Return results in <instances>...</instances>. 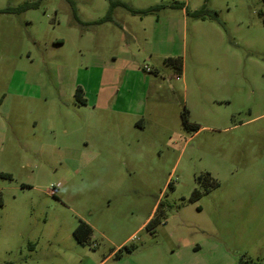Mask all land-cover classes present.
<instances>
[{
  "label": "rangeland",
  "instance_id": "rangeland-1",
  "mask_svg": "<svg viewBox=\"0 0 264 264\" xmlns=\"http://www.w3.org/2000/svg\"><path fill=\"white\" fill-rule=\"evenodd\" d=\"M101 261L264 264V0H0V264Z\"/></svg>",
  "mask_w": 264,
  "mask_h": 264
},
{
  "label": "trees",
  "instance_id": "trees-1",
  "mask_svg": "<svg viewBox=\"0 0 264 264\" xmlns=\"http://www.w3.org/2000/svg\"><path fill=\"white\" fill-rule=\"evenodd\" d=\"M36 5H37L36 3H26L24 5L23 9H29L31 7H35ZM120 5L125 6L126 8H128L133 13H148L153 9V8H149L146 10H139V9H135V8L131 7L129 4H127L125 2H120ZM112 7H114V6H112ZM195 14L197 17L205 18V14L202 11L196 12ZM216 16H217V13L214 12L213 17H216ZM107 18H109L108 15L104 19H107ZM167 61L169 62V64L175 66L180 71L183 69V60L181 58H172L171 57V58H168ZM76 97H77V100L79 103H82V104L87 103V99L84 95V90L81 86H79L76 90ZM183 124H184V127H186L187 129H194L195 128L196 130H199V127L196 124L189 122V119L187 116V110L183 114ZM197 180L199 181L200 184H202L204 182V180H212V178L210 177V174L207 173V174L200 175L197 178ZM213 182H214V180H213ZM171 184H172V182L169 185L171 186ZM208 191H209V189L207 191L205 190V192H208ZM203 193L204 192L200 188L197 187L192 192L190 199L192 201L198 200L202 197ZM158 210H159V207L157 208V212H158ZM157 220H158L157 216H154L149 221V223L146 225V227L149 230H153L154 226L158 224L159 220L158 221ZM93 231H94V229L89 223L80 219L79 224L77 225V227L74 230V235L79 242L87 243L89 241L91 235L93 234ZM125 246H127V244ZM115 256L116 257L120 256L119 252H116ZM247 264H262V263H257V262L250 263V262H248Z\"/></svg>",
  "mask_w": 264,
  "mask_h": 264
},
{
  "label": "crops",
  "instance_id": "crops-1",
  "mask_svg": "<svg viewBox=\"0 0 264 264\" xmlns=\"http://www.w3.org/2000/svg\"><path fill=\"white\" fill-rule=\"evenodd\" d=\"M84 95H86V94H85V91H84ZM86 99H87V98H86ZM157 208H158V203H156V204L154 205L151 214L145 219V221L142 223V225L140 226V228H142L143 226H146V225H147V223L149 222V220L155 215V212H156ZM130 238H131V237H130ZM128 240H129V238H128ZM121 246H123V243L120 244V245L118 246V248L121 247ZM114 252H115V251H114ZM114 252H112L110 255H113ZM110 255H109V256H110ZM102 262H103V261H101L99 264H101Z\"/></svg>",
  "mask_w": 264,
  "mask_h": 264
},
{
  "label": "built area",
  "instance_id": "built-area-1",
  "mask_svg": "<svg viewBox=\"0 0 264 264\" xmlns=\"http://www.w3.org/2000/svg\"><path fill=\"white\" fill-rule=\"evenodd\" d=\"M149 69V67H147Z\"/></svg>",
  "mask_w": 264,
  "mask_h": 264
}]
</instances>
